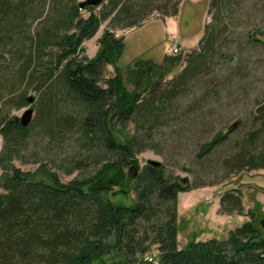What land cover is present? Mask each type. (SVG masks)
Masks as SVG:
<instances>
[{
	"label": "trees",
	"instance_id": "1",
	"mask_svg": "<svg viewBox=\"0 0 264 264\" xmlns=\"http://www.w3.org/2000/svg\"><path fill=\"white\" fill-rule=\"evenodd\" d=\"M180 1L106 0L97 11L99 5L82 7L79 0H0V110L10 102L16 108L28 105L27 91L39 90L44 98L42 126L54 135L70 130L80 134L83 156L71 171L93 167L92 173L67 183L50 173L52 181L45 182L11 168L5 151L0 264H100L111 253L134 259L152 244L157 245L159 264H264V236L252 220L255 214L245 213L235 187L222 194L221 211L250 220L225 239L193 241L179 249L178 194L188 188L168 175L164 164L141 169L136 157L149 147L157 129L170 122L171 109L187 93L189 81L211 64L218 24L225 23L220 11L207 25L198 52L186 57L166 54L160 62L138 57L120 67L125 38L110 29L100 38L96 55H84L83 41L112 15L120 27L132 28L141 26L153 10L160 9L162 17L177 15ZM221 2L227 0H211L213 5ZM250 36L264 42L257 29ZM182 59L186 66L168 78ZM109 65L112 76L105 75ZM9 111L0 114L7 147L24 149L31 124L22 127ZM129 124L133 131L126 129ZM260 132L251 134L252 142ZM227 138L226 132H218L202 145L200 155ZM243 149L229 159L234 167L242 165ZM255 162L249 155L247 164L255 167ZM133 164L139 168L134 179L129 171ZM130 191L135 193L132 204L113 202Z\"/></svg>",
	"mask_w": 264,
	"mask_h": 264
},
{
	"label": "rangeland",
	"instance_id": "2",
	"mask_svg": "<svg viewBox=\"0 0 264 264\" xmlns=\"http://www.w3.org/2000/svg\"><path fill=\"white\" fill-rule=\"evenodd\" d=\"M100 8L101 5L96 10ZM217 11H220V21L223 19L225 23L218 24L216 53L211 64L189 81L187 93L178 99L177 107L171 109L170 122L157 129L149 147L136 156L141 169L150 159L162 162L167 174L188 188L178 194L179 249L193 241L225 239L232 230L250 220V216L221 211L222 194L233 187L241 191L245 213L255 214L252 220L264 236L260 225L264 218V111L260 118L255 112L264 103V42L250 36L257 29L264 39L261 34L264 32V0H227L225 4L214 5L211 0H181L177 15L162 17L160 9L153 10L141 26L132 28L120 27L112 20V15L82 44L84 55L94 57L100 38L110 29L116 36L125 38V48L118 60L120 67H126L138 57L160 62L170 54L169 48L174 44L179 45L178 55L186 57L198 52L206 27L213 22ZM83 15L88 16L86 12ZM35 27L36 24L33 31ZM185 66L186 60L182 59L168 78L176 76ZM113 73V67L107 66L105 75ZM26 96L35 98L32 105L16 108L15 103L10 102L0 110L1 115L10 110L9 117L15 119L30 106L34 109L31 135L24 149L7 147L0 126V178L5 171L1 162L5 151L11 168L31 172L35 179L45 182L52 181L49 173L63 183L92 173L93 167L88 171H71L75 161L83 156L78 143L80 134L72 130L59 135L48 132L42 126V93L29 89ZM126 129L133 131L132 124ZM258 131H261L260 136L252 142L251 134ZM218 132H226L227 140L210 153L200 155L202 145ZM242 146H245L246 158L240 167H234L229 159ZM249 155L255 156V167L247 164ZM182 178H187L188 182H182ZM112 200L130 205L135 201V193L119 194ZM103 259L100 264H159V251L157 245L152 244L148 252L134 259L118 253L105 255Z\"/></svg>",
	"mask_w": 264,
	"mask_h": 264
},
{
	"label": "water",
	"instance_id": "3",
	"mask_svg": "<svg viewBox=\"0 0 264 264\" xmlns=\"http://www.w3.org/2000/svg\"><path fill=\"white\" fill-rule=\"evenodd\" d=\"M104 1H106V0H83L80 3V5L82 7H84V6H98V5H101ZM34 100H35V98L33 96L27 97V102H28L29 105H32ZM263 111H264V103L261 104L260 106H258L256 108L255 112L258 115V114H261ZM33 113H34V109H33L32 106H30L29 108L24 110V112L22 113L20 118H15V121L17 123H19L22 127H27L30 124V122H31V120L33 118ZM147 164L159 167V166H161L162 162L150 159V160H148ZM129 171L133 173L132 174V179H134V178L137 177V175L139 173V168L135 164H133L130 167ZM181 181L182 182H188V179L187 178H182ZM115 195H116V192L113 193V196H115ZM260 225L264 229V218L261 219Z\"/></svg>",
	"mask_w": 264,
	"mask_h": 264
},
{
	"label": "built area",
	"instance_id": "4",
	"mask_svg": "<svg viewBox=\"0 0 264 264\" xmlns=\"http://www.w3.org/2000/svg\"><path fill=\"white\" fill-rule=\"evenodd\" d=\"M179 51H180L179 45H177V44H174L173 46H170V48H169V53L172 55L178 54Z\"/></svg>",
	"mask_w": 264,
	"mask_h": 264
}]
</instances>
